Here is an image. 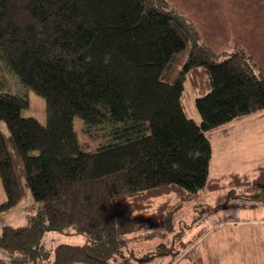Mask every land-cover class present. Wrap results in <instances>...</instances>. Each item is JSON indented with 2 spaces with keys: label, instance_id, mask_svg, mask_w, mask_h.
<instances>
[{
  "label": "trees",
  "instance_id": "1",
  "mask_svg": "<svg viewBox=\"0 0 264 264\" xmlns=\"http://www.w3.org/2000/svg\"><path fill=\"white\" fill-rule=\"evenodd\" d=\"M8 74L45 98L46 122L22 115L29 97ZM186 80L199 123L184 107ZM263 108V65L243 50L221 58L167 0H0V213L27 189L39 203L26 224L3 227L0 264H113L130 244L166 237L201 190L250 177H210V137ZM75 117L106 129V143L83 150ZM262 168L250 207L264 203ZM69 228L86 242L44 247L47 231ZM161 242L130 256L172 252Z\"/></svg>",
  "mask_w": 264,
  "mask_h": 264
},
{
  "label": "rangeland",
  "instance_id": "2",
  "mask_svg": "<svg viewBox=\"0 0 264 264\" xmlns=\"http://www.w3.org/2000/svg\"><path fill=\"white\" fill-rule=\"evenodd\" d=\"M167 1L169 7L177 9L196 25L203 40L221 58L243 50L264 69V4L246 0ZM8 79L12 90L26 93L29 97L30 105L23 108L22 115L46 122L45 98L24 87L14 74H8ZM185 86L184 107L188 115L199 123L201 118L196 107L199 94L190 91L189 80ZM74 126L85 151L96 150L108 139L106 129L102 126L88 128L80 117L74 118ZM1 127L8 132L5 122H1ZM210 139V177L233 171L247 173L250 177L240 178L241 185L237 187L201 190L196 199L183 205L172 233L160 240H140L129 247L139 259L150 252L155 253L164 241L165 246L160 249H171L169 254L143 263L131 257L128 250L124 258L117 256L113 264H124V261L127 264H264V203L248 206L254 202L252 196L256 195L250 183L257 169L264 167V108L221 126ZM6 199L0 178V203ZM38 210L39 203L27 189L16 206L0 213V233L6 225L26 224ZM85 242L86 237L74 228L47 231L43 237V245L50 251L60 243ZM0 258H5L1 251Z\"/></svg>",
  "mask_w": 264,
  "mask_h": 264
},
{
  "label": "clouds",
  "instance_id": "3",
  "mask_svg": "<svg viewBox=\"0 0 264 264\" xmlns=\"http://www.w3.org/2000/svg\"><path fill=\"white\" fill-rule=\"evenodd\" d=\"M194 155V152H189V156H193ZM173 167H176V165L174 164Z\"/></svg>",
  "mask_w": 264,
  "mask_h": 264
}]
</instances>
